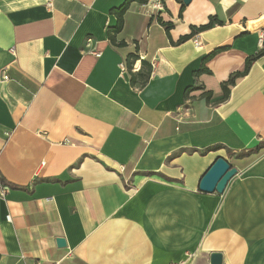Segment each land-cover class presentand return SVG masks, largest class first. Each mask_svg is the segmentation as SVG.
<instances>
[{
	"label": "crops",
	"instance_id": "0c3cea01",
	"mask_svg": "<svg viewBox=\"0 0 264 264\" xmlns=\"http://www.w3.org/2000/svg\"><path fill=\"white\" fill-rule=\"evenodd\" d=\"M161 1L0 0V264H264V0Z\"/></svg>",
	"mask_w": 264,
	"mask_h": 264
},
{
	"label": "water",
	"instance_id": "95a60500",
	"mask_svg": "<svg viewBox=\"0 0 264 264\" xmlns=\"http://www.w3.org/2000/svg\"><path fill=\"white\" fill-rule=\"evenodd\" d=\"M189 1L183 0L185 4H188ZM236 173V167L231 166L224 157L218 156L201 176L198 189L205 193L216 192L217 194H222L227 183ZM56 243L59 247L65 245L63 238H57ZM221 259V253L219 252L210 254L211 264H220Z\"/></svg>",
	"mask_w": 264,
	"mask_h": 264
},
{
	"label": "built area",
	"instance_id": "2783aa9c",
	"mask_svg": "<svg viewBox=\"0 0 264 264\" xmlns=\"http://www.w3.org/2000/svg\"><path fill=\"white\" fill-rule=\"evenodd\" d=\"M142 6H143L145 12H148V13H152L155 11L160 12V11L164 10L163 2L161 0H147L143 3ZM192 41L196 47H200L202 45L198 33H195L192 36ZM6 81H10V77L6 71V68H4L0 72V82H6ZM7 190H8L7 186H3L1 189V195L5 194L7 192ZM6 219L8 221H10L11 216L8 214L6 216ZM34 264H47V263L37 261ZM172 264H180V263H172Z\"/></svg>",
	"mask_w": 264,
	"mask_h": 264
},
{
	"label": "bare ground",
	"instance_id": "6f19581e",
	"mask_svg": "<svg viewBox=\"0 0 264 264\" xmlns=\"http://www.w3.org/2000/svg\"><path fill=\"white\" fill-rule=\"evenodd\" d=\"M249 29L251 31L257 30L264 26V16L256 21H251L248 23Z\"/></svg>",
	"mask_w": 264,
	"mask_h": 264
},
{
	"label": "trees",
	"instance_id": "16d2710c",
	"mask_svg": "<svg viewBox=\"0 0 264 264\" xmlns=\"http://www.w3.org/2000/svg\"><path fill=\"white\" fill-rule=\"evenodd\" d=\"M139 1H141L142 3H144L146 0H139Z\"/></svg>",
	"mask_w": 264,
	"mask_h": 264
}]
</instances>
